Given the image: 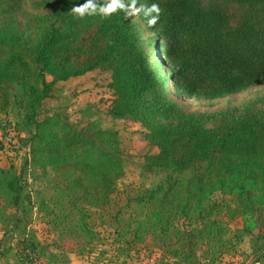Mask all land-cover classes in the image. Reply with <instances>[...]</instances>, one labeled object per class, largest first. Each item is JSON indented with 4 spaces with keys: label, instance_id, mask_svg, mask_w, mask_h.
<instances>
[{
    "label": "trees",
    "instance_id": "trees-1",
    "mask_svg": "<svg viewBox=\"0 0 264 264\" xmlns=\"http://www.w3.org/2000/svg\"><path fill=\"white\" fill-rule=\"evenodd\" d=\"M121 2L81 18L72 8L85 0H0V129L12 126L27 157L20 171L0 167V257L68 264L106 239L120 254L112 264L140 253L152 264H264V95L212 112L177 103L264 85V0ZM153 3L150 26L141 6ZM94 71L109 73L107 114L137 123L155 149L138 165L154 184L127 181L116 128L45 109L59 84Z\"/></svg>",
    "mask_w": 264,
    "mask_h": 264
},
{
    "label": "rangeland",
    "instance_id": "rangeland-1",
    "mask_svg": "<svg viewBox=\"0 0 264 264\" xmlns=\"http://www.w3.org/2000/svg\"><path fill=\"white\" fill-rule=\"evenodd\" d=\"M131 17L138 23L137 11H131ZM147 36L151 32L145 33ZM50 80V77H48ZM109 82V73L94 71L84 77L67 81L58 85L59 92L56 99H49L45 102V109L60 108L70 118L71 121L86 123L87 121H96L102 128L114 127L119 133L122 146L124 149V160L127 167V181L135 186H148L156 182V178L148 176L141 178L139 176L138 165L142 156L146 153L154 154L156 151L151 147L145 145L142 140L143 129L137 124L130 121L114 120L108 114V101L110 99V92L107 89ZM264 95V85L251 87L248 90L229 95L222 99L209 101H195V100H177L179 106L184 110L194 112H212L221 110L226 106L242 105L250 100ZM11 123L14 122L13 115L7 118ZM5 121V117L0 114V122ZM19 134L11 127L5 130L0 129V141L3 149L0 150V167L7 168L10 165L16 171H20L26 160V149L21 146L18 141ZM23 135L21 134L20 137ZM24 178L34 189L46 192L47 178L42 177L40 172L29 168L24 173ZM97 223V222H96ZM240 226L239 221L234 222L232 227ZM33 228L36 230L37 237L44 241L45 238L49 241L51 236L45 231L43 224L39 221L34 222ZM98 231L103 234V229L97 227ZM106 237L105 232L103 234ZM1 237V233H0ZM116 245L110 240L103 239L101 244L97 245L91 254L79 257L76 255H69L68 264H112L111 261L118 255L115 250ZM154 256L151 258L145 253H140L138 256L133 255L129 258L128 264H152ZM241 258L234 256H225L218 264H240ZM0 264H17L12 252L4 257H0Z\"/></svg>",
    "mask_w": 264,
    "mask_h": 264
},
{
    "label": "clouds",
    "instance_id": "clouds-1",
    "mask_svg": "<svg viewBox=\"0 0 264 264\" xmlns=\"http://www.w3.org/2000/svg\"><path fill=\"white\" fill-rule=\"evenodd\" d=\"M125 6L121 2V0H109V2L105 4L97 5L95 0H85V3L82 5H77L72 8V12L77 14L79 17H84L87 15H101L103 17H108L112 13H115L118 9H123ZM141 9L144 12V15L146 17H150L148 19V24L154 25L159 17L160 8L158 4L153 3L148 7H145L144 5L141 6ZM155 15H152V14Z\"/></svg>",
    "mask_w": 264,
    "mask_h": 264
}]
</instances>
